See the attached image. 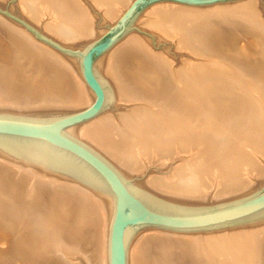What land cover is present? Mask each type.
<instances>
[{"label": "bare ground", "instance_id": "obj_1", "mask_svg": "<svg viewBox=\"0 0 264 264\" xmlns=\"http://www.w3.org/2000/svg\"><path fill=\"white\" fill-rule=\"evenodd\" d=\"M131 2L20 0L28 31L0 19V33L7 34L0 36V114L59 116L89 106L94 98L79 57L44 40L82 49ZM256 3L146 7L134 22L138 31L175 40L202 61L172 72L169 57L155 54L145 35L128 31L94 61L113 92L112 105L65 132L96 150L124 182L162 199L197 204L211 196L228 203L263 186L264 52L253 60L237 50L227 54L225 45L262 32ZM230 28L234 34L220 41ZM145 61L162 79L153 84L139 66ZM175 155L182 156L170 176L144 174L149 163L170 166ZM0 167L12 175L0 184V226L13 236L14 263L106 264L111 197L3 148ZM127 264H264V216L213 231L145 228L134 235Z\"/></svg>", "mask_w": 264, "mask_h": 264}, {"label": "water", "instance_id": "obj_2", "mask_svg": "<svg viewBox=\"0 0 264 264\" xmlns=\"http://www.w3.org/2000/svg\"><path fill=\"white\" fill-rule=\"evenodd\" d=\"M160 1L205 6L233 0H132L105 32L82 49H66L43 39L60 52L79 57L83 80L93 94L92 103L59 116L0 114V148L73 176L112 198L106 264H127L133 237L145 228L213 231L264 216V185L223 205H190L162 199L124 182L96 150L65 132L112 105L113 92L106 79L94 69V61L131 30L146 7Z\"/></svg>", "mask_w": 264, "mask_h": 264}, {"label": "rangeland", "instance_id": "obj_3", "mask_svg": "<svg viewBox=\"0 0 264 264\" xmlns=\"http://www.w3.org/2000/svg\"><path fill=\"white\" fill-rule=\"evenodd\" d=\"M229 2H232V1H227V2H223V3H229ZM256 7L258 10V14L260 16V20L262 21V25H260V28L259 27L258 28L261 29L262 32H259V31L246 32L245 36H240L243 38L237 39L238 42L236 41L235 38H230V41H228V43L225 44L228 47V53L226 52L227 54H231V53L235 52L234 50H237L239 54L244 55V56L246 55L247 57H249V59H253V60H257L258 57L263 54V52H264V33H263L264 32V0H257ZM22 15L23 14L21 11L20 0H0V19L3 18L6 20H9V21H11V22H13L19 26H22L24 29L27 30L29 27L27 24H25L23 22ZM230 29L223 33V36H221V38L219 39L220 41L222 40L223 42H225V40L227 39V37L229 35L234 34L233 30L232 29L230 30ZM131 30L138 31V28L136 29V27L133 26L131 28ZM139 30L140 31H138V33L145 35L149 39L150 44H151L152 49H153V52L155 54L161 53L164 56L169 57L168 59H170V61L172 60V64H171L172 69L170 68L172 70V72H174L180 68L185 67L186 64H188L190 62L193 64H196V63H199L202 61L201 57H198V56L191 54L190 52H188V50L180 49L175 40H168L169 42L164 41V40H158L157 37H155L154 35H151L148 31H146V30L144 31L143 29L142 30L139 29ZM34 33H36V35L38 36L39 39L40 38L42 39V37H40V35L37 32L33 31V34ZM4 34L7 35L6 32L4 31L3 33H0V36H2ZM51 42H53V41H51ZM1 44H2V42L0 39V46H2ZM222 45H224V43H222ZM1 48L2 47H0V49ZM74 49H77V48H74ZM214 49L221 51L218 48H214ZM54 50L57 51L55 48H54ZM57 52H59V51H57ZM62 55L68 56L66 54H62ZM199 59H201V60H199ZM139 66L143 71H145V73L150 74V76L153 79L152 80L153 84L155 82H157L158 79H162L159 76L158 70L152 64L147 63L145 61V63L143 62ZM42 116H44V115H42ZM45 116H50V115H45ZM181 156L182 155L173 156L170 166L169 165L168 166H166V165L159 166L155 162L149 163L146 166V170L144 171L145 172L144 174L147 175V174H150L151 172H155V170H158L160 175L170 176L171 170L174 168V165L177 163L178 164L180 163L179 158ZM181 161H183V159ZM5 172L11 173V171L9 169L0 167V184L7 183L6 181L8 179L12 178L11 174L6 175V177H5V174H4ZM260 187L261 186H258L255 190H257ZM2 196L3 195L0 194V198L4 201ZM208 197H209L208 202L197 203V204H195V203H185V204H190V205H222V203L226 204V203H224L226 201H224V202L213 201V200H211L212 199L211 196H208ZM180 203H183V202H180ZM0 222H1V219H0ZM12 238H13V236L11 235V231L5 230V229L1 228V226H0V244L2 247V251L0 253V264H23L24 263V261H21V259L17 260L14 263L12 257L10 256ZM179 255H180V257L183 258V261L188 263L189 260L184 253H179Z\"/></svg>", "mask_w": 264, "mask_h": 264}]
</instances>
